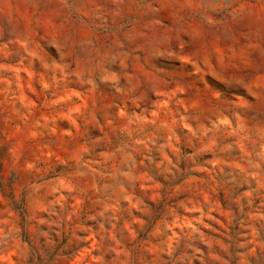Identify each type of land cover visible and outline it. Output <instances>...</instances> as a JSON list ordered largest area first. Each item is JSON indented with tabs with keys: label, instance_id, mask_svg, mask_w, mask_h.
<instances>
[{
	"label": "rangeland",
	"instance_id": "rangeland-1",
	"mask_svg": "<svg viewBox=\"0 0 264 264\" xmlns=\"http://www.w3.org/2000/svg\"><path fill=\"white\" fill-rule=\"evenodd\" d=\"M0 264H264V0H0Z\"/></svg>",
	"mask_w": 264,
	"mask_h": 264
}]
</instances>
